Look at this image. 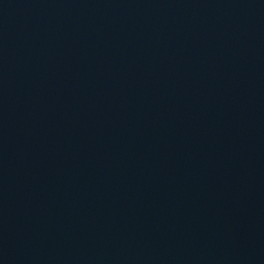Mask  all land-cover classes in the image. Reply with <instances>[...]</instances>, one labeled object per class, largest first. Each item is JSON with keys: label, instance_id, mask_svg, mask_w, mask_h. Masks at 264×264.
<instances>
[{"label": "water", "instance_id": "1", "mask_svg": "<svg viewBox=\"0 0 264 264\" xmlns=\"http://www.w3.org/2000/svg\"><path fill=\"white\" fill-rule=\"evenodd\" d=\"M0 264H264V0H0Z\"/></svg>", "mask_w": 264, "mask_h": 264}]
</instances>
